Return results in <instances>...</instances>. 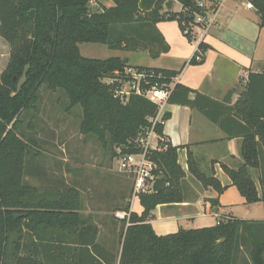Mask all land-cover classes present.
Wrapping results in <instances>:
<instances>
[{
  "label": "trees",
  "instance_id": "1",
  "mask_svg": "<svg viewBox=\"0 0 264 264\" xmlns=\"http://www.w3.org/2000/svg\"><path fill=\"white\" fill-rule=\"evenodd\" d=\"M111 1L112 7L90 12V0H0V39L9 50L0 74V264H264V220L227 217L211 227L180 229L165 236L154 233L149 223L152 212L184 200L187 176L218 195L227 189L213 168H201L189 148L185 172L178 163V152L185 147L170 145L161 124L155 131L166 142H159L161 150L147 155L155 165L152 190L136 196L140 214L130 211L131 196L127 201L121 198L125 206L117 212L129 213V218L118 220L120 249L115 254L100 245L92 217L80 213L81 193L76 188L63 183L59 188L37 187L29 182L28 178L44 177L41 168L34 171L37 164L30 162L27 168L28 160L38 155L33 149L36 142L24 132L33 128V115L26 125L25 119L37 109L42 86L62 92L67 110L78 106L80 132L97 137L115 159L141 151L135 140L156 115L157 107L141 95L131 94L126 102L113 97L105 80L124 79L125 60L88 59L81 56L79 45L125 52L143 48L156 58L169 51L157 24L176 21L183 31L182 21L188 17L193 21L195 14L205 11L198 0H177L179 11L172 10L174 3L169 0ZM250 4L263 28L264 0H250ZM204 51L201 42L186 65L202 63ZM136 69L146 75L143 88L167 87L182 71ZM231 95L219 103L175 84L168 105L198 109L227 137L242 138V164L237 169L222 165V170L246 205L262 203L264 208V72L249 74L245 91L233 106H229ZM217 116L231 120L233 126L218 122ZM168 119L166 111L162 121ZM22 121L26 127L20 129ZM211 204L217 206L218 201ZM241 251L247 256L244 262H239Z\"/></svg>",
  "mask_w": 264,
  "mask_h": 264
},
{
  "label": "crops",
  "instance_id": "2",
  "mask_svg": "<svg viewBox=\"0 0 264 264\" xmlns=\"http://www.w3.org/2000/svg\"><path fill=\"white\" fill-rule=\"evenodd\" d=\"M107 1L109 2L107 7H111L112 1ZM243 1L224 0L222 8L218 12L216 24L202 40H200L199 36L198 42L194 45L195 51L199 42H202L205 46L202 63L187 65L185 70L178 75L177 84L219 103L231 92L229 106H233L239 95L245 91L249 74L264 72V27L260 28L258 26V16L255 9L247 7L250 0L246 3ZM179 9L174 10L179 11ZM160 25L161 23L157 24L156 29L168 44L170 51L168 36L165 29L159 27ZM169 51L152 59L159 60L167 55ZM193 55H191V58ZM191 58L187 57V59H184L182 66L186 65ZM145 67L177 72L169 68ZM194 98L195 94H191L190 99L193 100ZM212 109L217 112L223 111L222 108L213 107ZM166 111L169 113V119L164 123L163 134L170 145L185 147L178 152V163L182 169L187 172V148H189L193 156L200 162L201 168L205 171L213 168L215 177L222 186H226L228 189L222 195H218L212 189L201 188L196 182L190 181L187 176L188 184L185 186L186 195L184 200L174 205L159 206L152 212L149 223L154 233L157 236L174 234L183 229L179 224L185 221L192 224L190 229H199L214 226L217 222L227 217L237 218L232 213H226L223 210V208L231 206L229 194L239 204H245V200L239 195L236 188L231 186L229 178L222 170V165L230 169H237L242 164L240 157L242 138L227 137L217 123L208 120L198 109L169 104ZM215 118H217L218 122L228 123V127L233 126L231 120L228 121L221 116ZM236 130L239 131V128H236ZM212 162L214 163L213 167ZM117 173L119 172L117 171ZM35 179L31 178L30 180L36 181ZM255 181L259 190L257 180L255 179ZM41 182L42 180L37 187H61V179L58 180L60 185L48 184L47 181L41 185ZM76 189L80 192L78 188ZM128 194L121 195L119 197L120 201H123L121 198L127 201ZM132 199L133 197L131 196V212H133L131 208ZM215 199L218 201L217 206L211 204V200ZM125 201L123 202L125 203ZM255 205L246 206L245 204L249 213L253 211ZM80 213L92 217V222L99 229L98 241L100 245L108 252L117 253L120 249L119 219L115 218V216L114 218L107 217L104 214L105 212L102 217L91 212L85 214L83 205ZM212 218H215V223H206Z\"/></svg>",
  "mask_w": 264,
  "mask_h": 264
},
{
  "label": "rangeland",
  "instance_id": "3",
  "mask_svg": "<svg viewBox=\"0 0 264 264\" xmlns=\"http://www.w3.org/2000/svg\"><path fill=\"white\" fill-rule=\"evenodd\" d=\"M247 1L244 0L243 2L246 3ZM108 4L107 0H94L92 4L88 5V9L90 12L100 11L103 6L107 7ZM110 5L113 6V2ZM177 8H180L179 4L174 3L172 10L175 11L174 9L177 10ZM159 27L165 29L170 45L169 53L159 60L152 59L143 48L133 52H125L111 50L104 45L81 44L79 45V51L81 56L88 59L118 58L125 60L127 67L123 73L128 70L135 72L137 67L145 66L169 68L178 71L183 67L184 59L191 58V55L195 52L194 45L198 42L200 31L198 30V33L194 28V34L187 37L180 30L176 21L162 22ZM8 55V47L0 39V73L7 64ZM186 66L182 68V71L185 70ZM105 82L111 87L113 97L116 98V86L112 84L113 81L106 79ZM67 105L68 101L62 92H52L46 89L45 86L40 88L37 109L32 110L25 119L26 125L30 116L33 115V128H26L24 132L28 138L34 139L36 142L35 146L37 147L33 149L38 155L32 157L34 161L28 160L27 168L31 165L30 162L37 164V167L34 165L36 167L34 171L38 173L42 169L44 177L37 178L36 181L29 178V182L34 186H39L41 180V185L46 181L48 184L60 185L58 180L61 179V184L63 183L66 187L80 190L85 214L91 212L102 217L105 212L104 214L107 217L114 218L117 207L122 208L125 206V203L120 201L119 197L125 193H129L127 198H130V195L132 196L131 179L126 175L117 173L116 159L97 137L86 136L80 132L81 109L76 106L67 110ZM25 117L26 114L23 115V118ZM23 125L24 122L22 121L20 129ZM25 125L24 127H26ZM180 161L182 162L181 158ZM229 203L231 206L223 208L224 212L232 213L238 219L247 221L264 219L262 203H257L250 213L247 211V205L239 204L230 194ZM131 208L135 213L141 212L137 197H133ZM210 222L215 223V218L209 219L206 223ZM179 225L183 229L192 227V224L186 221L181 222ZM117 247L119 248V246ZM245 259H247L246 254L241 251L239 262H244Z\"/></svg>",
  "mask_w": 264,
  "mask_h": 264
},
{
  "label": "built area",
  "instance_id": "4",
  "mask_svg": "<svg viewBox=\"0 0 264 264\" xmlns=\"http://www.w3.org/2000/svg\"><path fill=\"white\" fill-rule=\"evenodd\" d=\"M169 1L178 3L177 0ZM93 2L94 0H90L89 4H92ZM223 4L224 0H198L199 8L205 11L203 14H195L193 21L189 20L190 17H188L187 20L182 21L181 25L183 33L191 36L194 34L193 29L195 28L197 31H200V33L199 31L198 33L200 40H202L216 24L218 12ZM247 7L253 9V6L250 3L247 4ZM196 60L199 61L200 58L197 57ZM124 75L125 78L122 80H119V78L110 80L111 82L113 81L112 84H116L115 92L117 99L120 98V101L126 102L131 94H136L143 96L157 107L156 115L153 118L148 119L150 127L140 133L135 140V143L139 145L141 151L138 154H128L116 158L117 171L131 179L132 196L136 197L139 194L149 193L152 190L151 185L155 178L152 172L155 169V165L149 161L147 155L150 151L161 150L159 142H166L157 135L155 129L158 124L164 126L165 122L162 121V116L166 112L168 98L173 86L177 84L176 80L178 76L175 77L171 85L167 87H158L154 85L150 88H143L141 82L146 78L144 72H132L131 70H128ZM114 216L119 220H124L129 218V213L116 212ZM218 223L219 222H217V224Z\"/></svg>",
  "mask_w": 264,
  "mask_h": 264
},
{
  "label": "water",
  "instance_id": "5",
  "mask_svg": "<svg viewBox=\"0 0 264 264\" xmlns=\"http://www.w3.org/2000/svg\"><path fill=\"white\" fill-rule=\"evenodd\" d=\"M29 15L31 18H34V11H31ZM84 20H87V17H84Z\"/></svg>",
  "mask_w": 264,
  "mask_h": 264
}]
</instances>
